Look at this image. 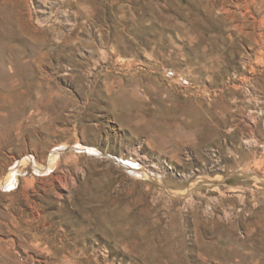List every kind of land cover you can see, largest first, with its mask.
<instances>
[{"label":"rangeland","instance_id":"rangeland-1","mask_svg":"<svg viewBox=\"0 0 264 264\" xmlns=\"http://www.w3.org/2000/svg\"><path fill=\"white\" fill-rule=\"evenodd\" d=\"M0 32V264H264V0H0Z\"/></svg>","mask_w":264,"mask_h":264},{"label":"built area","instance_id":"built-area-1","mask_svg":"<svg viewBox=\"0 0 264 264\" xmlns=\"http://www.w3.org/2000/svg\"><path fill=\"white\" fill-rule=\"evenodd\" d=\"M165 80L172 81L174 84L180 86L182 89H193L191 80L184 74L178 73L171 68H166L163 72ZM132 170H138L139 162L135 160L129 161Z\"/></svg>","mask_w":264,"mask_h":264},{"label":"bare ground","instance_id":"bare-ground-1","mask_svg":"<svg viewBox=\"0 0 264 264\" xmlns=\"http://www.w3.org/2000/svg\"><path fill=\"white\" fill-rule=\"evenodd\" d=\"M240 31V30H239ZM27 35V34H26ZM0 36H3V34L0 32ZM24 37V36H23ZM242 38H244V37H242ZM26 39V38H25ZM68 42V40L66 39L65 41H64V43H67ZM88 151L90 152V153H94L95 151L94 150H92V149H88ZM56 158V156H53V158L52 159H55ZM11 175H12V173H9L8 174V176H9V178L11 177ZM56 186V190L60 193V191H61V188H60V186L58 185V184H55Z\"/></svg>","mask_w":264,"mask_h":264}]
</instances>
